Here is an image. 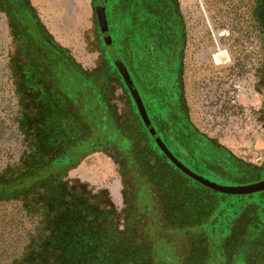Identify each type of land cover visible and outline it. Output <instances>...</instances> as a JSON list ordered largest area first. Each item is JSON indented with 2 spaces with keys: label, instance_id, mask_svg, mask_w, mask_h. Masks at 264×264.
I'll return each mask as SVG.
<instances>
[{
  "label": "rangeland",
  "instance_id": "374dc122",
  "mask_svg": "<svg viewBox=\"0 0 264 264\" xmlns=\"http://www.w3.org/2000/svg\"><path fill=\"white\" fill-rule=\"evenodd\" d=\"M32 1L54 39L70 50L73 59L85 72L100 73L104 67L112 74L116 73V55L113 57L114 64L108 61L106 65L91 42L95 18L93 0ZM179 2L189 23L192 22V44L188 48L189 53L185 54L192 51L196 61L206 53L210 37L218 40L220 50L212 64L216 66V62H221L218 66H221L220 72L225 76V89L230 77L235 85L238 83L237 75L252 84L254 65L257 70L255 106L251 105L254 101L251 97L249 103L244 99L247 103L244 105L245 101H237L236 96L235 101L231 102V110L220 113L219 106L202 92L204 85H195L193 120L198 129L212 140L211 144L194 146L197 148L196 168L204 176L228 185L248 184L264 178V171L260 169L264 165V91L259 85V73L264 68L261 2ZM115 43L120 48L124 40L118 36ZM11 52V40L0 36V174L4 176L22 172L29 157L36 152L44 155V139L63 140L68 137L64 130L59 131L57 127L50 134L43 133L39 126H43L48 118L40 112L26 111L24 95L14 84L16 75L10 63ZM210 68L217 72L212 66ZM187 72L188 65L185 63L183 79L186 93ZM232 87L236 88L234 85ZM109 93L110 103L119 111L131 110L121 84H116ZM238 108L240 112H237ZM51 113L56 123L60 117L57 112ZM123 169L124 166L116 158L104 151H97L82 158L76 167L68 171L64 178L65 191L49 189L47 193L37 191L32 196L0 198V264H73L70 257L63 256L66 247L60 244L67 242L73 258L89 253L78 264H99V254L128 234L126 231L118 233L120 228H125L128 210ZM156 174L159 178L158 182L155 181V187L181 192L185 209L183 207L184 210L173 217V225L168 224L156 208L141 215V229L149 232L151 245L159 246L162 243V231L168 227L171 242L176 243L173 256L176 259L166 258L171 255L170 251L160 248L155 260L145 254L142 258L144 263L230 264L236 248L246 238L247 241L251 240L250 252L246 253L250 262L246 264H264V249L261 246L264 244V230L261 227L264 224L263 190L248 196L216 192L165 166H160ZM105 210L113 213L103 216ZM255 221L259 228L257 235L252 231ZM114 224H118L117 231L113 230ZM65 229L67 232L63 233ZM86 243L92 250L86 246L87 251L80 253L78 249ZM74 252L77 254L73 255Z\"/></svg>",
  "mask_w": 264,
  "mask_h": 264
},
{
  "label": "flooded vegetation",
  "instance_id": "af4514ba",
  "mask_svg": "<svg viewBox=\"0 0 264 264\" xmlns=\"http://www.w3.org/2000/svg\"><path fill=\"white\" fill-rule=\"evenodd\" d=\"M93 2L95 5L94 34L91 40L93 48L99 52L106 65L108 61H113L114 64L115 55V59L123 61L157 136H153L150 132L118 70L112 74L108 68L103 67L100 73L85 72L73 59L70 50L54 39L32 0H0V36L11 40L10 63L16 75L14 84L24 95L23 105L26 111L35 114L40 112L43 117L48 118L43 126H39V129H43V133L50 134L57 127L59 131L64 130L68 135L67 142L62 143H55L53 138H48V141L44 139L42 145L45 154L41 156L36 152L35 155L30 156L22 172L12 176L0 174V198L32 196L37 191L47 193L49 189L65 191L64 178L68 171L76 167L85 156L104 151L124 166L123 181L128 210L125 228H120L119 233L127 231L130 227L132 208L136 203L138 192L143 191L144 198L148 190L153 192L158 190V187H155L159 178L156 173L160 166L178 171L184 177L195 180L168 157L161 143L182 164L204 176L203 172L196 168L198 159L195 157L197 148L194 146L208 145L212 140L198 129L193 120L195 85H204L202 92L219 106L220 113L231 110V102L235 101L236 96L237 101L245 99L248 103L252 98L254 101L251 105L255 106L257 70L254 65L251 73L252 84L237 75L238 83L235 85L230 77L225 89V76L220 72L221 66H218L221 62H216V66L212 64L215 54L220 50L218 40H212L210 37L207 40L209 44H206V53L196 61L192 51L190 54H185V52L189 53L188 48L192 44L190 36L192 22L189 23L179 0H93ZM260 2L262 20L264 0ZM104 28H107L108 38L104 37ZM207 34L208 31H206L208 37ZM213 34L219 38V35ZM118 36L124 40L120 48L116 47L115 43V38ZM70 63L77 70L83 71L86 80L89 81L88 87L93 88L94 91L98 90L99 95L81 96L80 84L63 79L66 67L72 68ZM185 63L188 65L187 93L183 79ZM210 66L217 72L211 71ZM259 74V85L264 91V68ZM116 84H121L127 93L130 111L121 112L110 103L109 92ZM97 101L104 109L102 131L107 134L109 127L115 124L121 134L120 139L115 143L107 135L97 140L94 125L89 123L91 120L82 121V111V114L88 110H93L95 113ZM246 101L243 102L244 105L247 104ZM51 112H57L60 117L56 123L55 118L51 117L53 115ZM237 112H240L239 108ZM81 134L85 138L76 142L81 139L79 137ZM64 150L66 155H61ZM40 163L43 165L41 173L44 177L38 182L39 178L32 175V172ZM260 169L263 172L264 165ZM23 174L28 177H23ZM13 181L16 182V188L9 185ZM112 213L105 210L102 215L107 216ZM114 225L113 230L117 231L118 224ZM261 227L264 230V224Z\"/></svg>",
  "mask_w": 264,
  "mask_h": 264
},
{
  "label": "trees",
  "instance_id": "16d2710c",
  "mask_svg": "<svg viewBox=\"0 0 264 264\" xmlns=\"http://www.w3.org/2000/svg\"><path fill=\"white\" fill-rule=\"evenodd\" d=\"M117 60V59H116ZM69 62V61H68ZM71 67L69 66L66 67V70L63 73V79H68L69 82H77L78 84H80V95L84 96V95H89V94H97L99 95V91L95 90L93 88H89V81L86 80V77L83 74V71H79L76 69L75 66H73L70 63ZM75 68V69H74ZM75 71V74H74ZM72 79V80H71ZM95 113L93 110L91 111H85L84 114L83 111L81 113V118L82 121L84 119L87 120H91L89 123H91L92 125H94L95 131H96V137L97 140H100L102 137L104 136H108L112 139V142L115 143V141H118L117 139H120V132L118 131V128H116L115 124H112L111 127H109V129L107 130V134L104 133L101 129V123H102V119H103V111L104 109L101 108L99 106V102L97 101L96 103V107H95ZM84 116V117H83ZM66 134V133H65ZM81 139H78L76 142L82 141L83 138H85V136L82 134L79 136ZM78 137V138H79ZM64 138V137H61ZM55 143H62V142H67V138H64L63 140H59L56 139L54 141ZM98 142V141H97ZM61 155H66V151L64 150ZM234 158V157H233ZM232 158V159H233ZM235 162L240 163L239 160H236ZM43 167V165L37 164L35 166V170L34 172H32V175H35L36 177L39 178L40 182V178H43L44 175L43 173H41V168ZM23 177H28L27 175H22ZM21 177V178H23ZM9 185H12L13 188H16V182L13 181L11 183H9ZM25 188V187H24ZM18 191H20V189H17ZM145 191V190H144ZM143 192V191H142ZM138 192V194L136 195V203H134V206L132 208V222L130 224V227L127 229V235L124 236V239H122L120 242L114 243L112 247H107L104 249L103 252H101L99 254V260L102 261H98V263L100 264H120V263H124V264H149L148 261L144 263V260L142 259L143 256L145 254H148V256L150 258H154L155 260V256L157 257L158 251H160V248L162 249H167L170 251L171 255L170 256H166V258H174L176 259L174 256L175 254V249H176V243L171 242L170 238V229L169 227L164 229L162 232L163 237L160 243V245L162 244V246H153L149 243V232H145L146 230L142 231L141 226H142V219H141V215L144 213L146 214V212H151L153 211L154 208H156L157 210H159L162 213L163 218L165 219V221H167L168 224L173 225L175 219H173V217L177 216V212L181 213L184 209V198L180 193H177L175 191L170 190L169 188H158V190H155L153 192V190H148V192H145V194H147L144 198H143V194L144 192ZM150 193V194H149ZM179 207V208H178ZM184 207V209H183ZM177 208V209H176ZM185 212V211H184ZM184 215V214H183ZM253 224L255 225L252 226L254 228H252V231H254V235H257V233L259 231H257L259 228L256 227L257 225V221L253 222ZM261 228V227H260ZM67 232V229L63 230V233ZM70 232V231H69ZM145 232V233H144ZM71 233V232H70ZM119 233H124V232H119ZM253 233H251L252 235ZM248 235V234H247ZM247 237V236H246ZM249 237V236H248ZM258 237V236H256ZM254 237L255 240H257V238ZM244 242V243H243ZM59 243V240H58ZM69 242H67L65 245H62L63 247L65 246V252L63 253V256H68L70 257V260L73 261V264H78V261L81 260L82 262L84 261L83 258H86L89 253L86 252L87 251V247H90V251L92 250V247L89 244H85L83 247H80L78 250H81L80 253H83V257H80L79 254L78 256H74V258L72 257V252H71V246L69 245ZM87 246V247H86ZM262 248L264 249V245H261ZM157 248V249H156ZM250 248V241H247L246 238H244V240L242 241L241 245H238V247L236 248V251L234 253L233 257V261L230 264H246L249 263V259L246 258V253L250 252L249 251ZM241 249V251H240ZM77 253L74 252L73 255H76ZM111 257H113L111 259ZM119 260L121 261L120 263H116V261Z\"/></svg>",
  "mask_w": 264,
  "mask_h": 264
},
{
  "label": "water",
  "instance_id": "95a60500",
  "mask_svg": "<svg viewBox=\"0 0 264 264\" xmlns=\"http://www.w3.org/2000/svg\"><path fill=\"white\" fill-rule=\"evenodd\" d=\"M103 33H104V37L108 38L109 33L107 31V28L103 29ZM115 65L117 66L119 73L124 78V81L126 82L132 96L134 97V99L137 103V106H138L140 112L142 113L150 132L152 133L153 136H157L154 127L152 126L150 120L148 119V116L146 114V110L144 108V105H143L142 99L139 95V92H138V90L134 84V81H133L131 75L129 74L126 66L124 65V63L121 59H117L115 61ZM161 146H162V149L168 155V157L170 159H172L177 164V166L183 170V172H185L187 175L194 178L196 181H198V182L202 183L203 185L208 186V187H210L216 191L228 193V194H250V193H254L257 191L264 190V180H260L258 182H254V183L242 184V185H224V184H220V183L211 181L210 179L205 178L204 176L194 172L193 170H191L190 168H188L184 164H182L170 152V150L164 144L161 143Z\"/></svg>",
  "mask_w": 264,
  "mask_h": 264
}]
</instances>
